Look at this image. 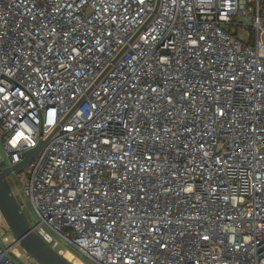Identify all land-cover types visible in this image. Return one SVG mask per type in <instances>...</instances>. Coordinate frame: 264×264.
I'll list each match as a JSON object with an SVG mask.
<instances>
[{
  "label": "built area",
  "instance_id": "obj_1",
  "mask_svg": "<svg viewBox=\"0 0 264 264\" xmlns=\"http://www.w3.org/2000/svg\"><path fill=\"white\" fill-rule=\"evenodd\" d=\"M157 1L0 0L7 180L73 264H264L263 0Z\"/></svg>",
  "mask_w": 264,
  "mask_h": 264
},
{
  "label": "water",
  "instance_id": "obj_2",
  "mask_svg": "<svg viewBox=\"0 0 264 264\" xmlns=\"http://www.w3.org/2000/svg\"><path fill=\"white\" fill-rule=\"evenodd\" d=\"M159 6L157 1L156 10ZM83 103V102H82ZM44 142L40 143L37 148L25 154L22 163L13 168L18 171L24 168L32 161L44 146ZM12 170L4 169L3 163L0 162V213L8 227L10 233L16 238V242L20 244L22 249L37 264H73L56 250H54L44 238L34 232L30 227L28 218L22 211L17 198L15 197L7 177Z\"/></svg>",
  "mask_w": 264,
  "mask_h": 264
},
{
  "label": "rangeland",
  "instance_id": "obj_3",
  "mask_svg": "<svg viewBox=\"0 0 264 264\" xmlns=\"http://www.w3.org/2000/svg\"><path fill=\"white\" fill-rule=\"evenodd\" d=\"M262 7H263V13H264V0H263ZM237 22H238V23H241V24H244V25H249V24H250L249 19H246V18H241V19L237 20ZM232 31H235V28H232ZM249 36H250V33L248 32V33H245V34H243V35H240V39L242 40V39H245V38H247V37H249ZM10 180H11V178H10ZM12 189H13L14 194L16 195V197H17V199H18V202H19L20 204H23L24 201H23L22 192L19 190L18 187H17V189H16V188H14V187L12 186ZM28 220L31 221V218L28 217ZM2 236H5V237L8 238V242H7L6 246H10V245L12 244V241H13L14 238H15V237L13 236L12 233L8 232V233L5 234L3 231L0 230V238H1ZM64 254H65V253H64ZM24 263H25V264H37V263H35V262L33 261V259L30 258V257H29V258H25Z\"/></svg>",
  "mask_w": 264,
  "mask_h": 264
},
{
  "label": "bare ground",
  "instance_id": "obj_4",
  "mask_svg": "<svg viewBox=\"0 0 264 264\" xmlns=\"http://www.w3.org/2000/svg\"><path fill=\"white\" fill-rule=\"evenodd\" d=\"M64 257L66 259L70 260L71 262H73V259H72V257L69 254L65 255ZM75 262H76V264H79V262H77V261H75Z\"/></svg>",
  "mask_w": 264,
  "mask_h": 264
}]
</instances>
